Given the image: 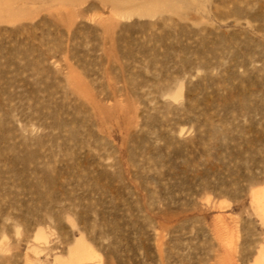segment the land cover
Instances as JSON below:
<instances>
[{
	"label": "rangeland",
	"instance_id": "obj_1",
	"mask_svg": "<svg viewBox=\"0 0 264 264\" xmlns=\"http://www.w3.org/2000/svg\"><path fill=\"white\" fill-rule=\"evenodd\" d=\"M263 191L264 0H0V264H264Z\"/></svg>",
	"mask_w": 264,
	"mask_h": 264
},
{
	"label": "bare ground",
	"instance_id": "obj_2",
	"mask_svg": "<svg viewBox=\"0 0 264 264\" xmlns=\"http://www.w3.org/2000/svg\"><path fill=\"white\" fill-rule=\"evenodd\" d=\"M258 200H259L260 206L264 209V191L262 192L261 196L260 195L258 196ZM262 208H261V210H262ZM262 211H264V210H262ZM87 253H89V252H83V253L78 254V255L83 258V256H85V254H87Z\"/></svg>",
	"mask_w": 264,
	"mask_h": 264
}]
</instances>
